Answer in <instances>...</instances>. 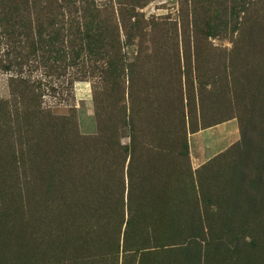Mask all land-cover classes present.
<instances>
[{"label": "rangeland", "instance_id": "1", "mask_svg": "<svg viewBox=\"0 0 264 264\" xmlns=\"http://www.w3.org/2000/svg\"><path fill=\"white\" fill-rule=\"evenodd\" d=\"M44 14L64 37L26 83L0 70V264H264V0ZM230 118L238 140L196 165L190 133Z\"/></svg>", "mask_w": 264, "mask_h": 264}, {"label": "trees", "instance_id": "2", "mask_svg": "<svg viewBox=\"0 0 264 264\" xmlns=\"http://www.w3.org/2000/svg\"><path fill=\"white\" fill-rule=\"evenodd\" d=\"M38 5H42V9L37 12ZM49 5H52V0H34L31 6L28 0H0V70L15 74L12 76L13 81L26 83L27 79L24 77L22 68L30 65L31 56L36 54L34 50L39 49L43 54L45 46L54 45V42L64 37L60 29L51 28L48 31L44 29L45 22L47 27L53 24L47 15L49 20L44 18V15L49 12L45 11L44 14V10ZM28 8L33 9L34 20L30 18L31 11L27 10ZM34 31H36L35 35ZM57 44V47L46 51L51 53L50 57L55 62L52 69L60 74L61 63L63 64L66 53L59 46L60 43ZM43 58L44 55H40V59ZM2 104L0 101V110Z\"/></svg>", "mask_w": 264, "mask_h": 264}, {"label": "crops", "instance_id": "3", "mask_svg": "<svg viewBox=\"0 0 264 264\" xmlns=\"http://www.w3.org/2000/svg\"><path fill=\"white\" fill-rule=\"evenodd\" d=\"M80 111L81 125L85 132L93 131L91 111ZM86 118V119H85ZM89 120L90 123H85ZM240 136V124L236 118H230L212 126L193 131L189 136L190 156L196 165H201L234 144Z\"/></svg>", "mask_w": 264, "mask_h": 264}]
</instances>
